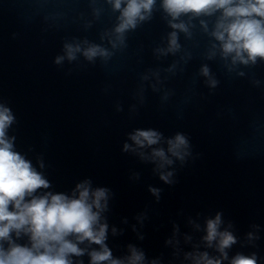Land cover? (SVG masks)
Instances as JSON below:
<instances>
[{
	"label": "water",
	"instance_id": "1",
	"mask_svg": "<svg viewBox=\"0 0 264 264\" xmlns=\"http://www.w3.org/2000/svg\"><path fill=\"white\" fill-rule=\"evenodd\" d=\"M96 7L103 9L98 20L89 0H0V100L16 115L9 134L17 137V150L34 164L37 155L43 156L52 191L69 192L84 178L112 190L108 222L124 230L116 237L109 234L115 256L124 255L133 243L149 259L180 264L165 246L173 223L180 226L182 247L190 250L183 234L198 240L200 233L188 226V218L200 213L203 223L204 217L222 211L240 242L250 225H260L254 247L237 243L229 255L255 252L264 264V63L243 68L246 75L239 77L229 74L219 58L205 59L208 37L198 21L191 40L180 35V53L158 59L153 49L162 46L171 29L157 11L128 33L127 47L107 64H89L81 57L55 65L66 39L101 43L100 33L113 26L118 14L104 0H97ZM87 21H92L89 28ZM185 50L192 57L187 63L180 59ZM173 62H178L174 74L166 72ZM202 64L218 79L215 89L199 76ZM149 69L159 71L160 91L150 86L155 78L142 81ZM253 80H260V86ZM165 92L170 93L166 100ZM117 103L123 111H116ZM135 128H155L166 137L177 131L188 134L193 157L183 166L176 163L174 185L160 181L152 164L121 151L126 134ZM133 173H139L138 180L131 178ZM149 186L162 189L159 202ZM140 213L147 217L142 227L135 219Z\"/></svg>",
	"mask_w": 264,
	"mask_h": 264
},
{
	"label": "clouds",
	"instance_id": "2",
	"mask_svg": "<svg viewBox=\"0 0 264 264\" xmlns=\"http://www.w3.org/2000/svg\"><path fill=\"white\" fill-rule=\"evenodd\" d=\"M104 2L118 15L113 26L100 33L101 43L87 38L66 39L61 53L54 57L55 65L72 64L81 57L89 64L94 65L97 60L107 64L116 52L127 47L128 33L151 21L157 11L171 29L162 39V46L153 49L158 59L180 53V35L191 40L197 28L194 21H198L199 30L208 37L205 59L219 58L229 74L239 77L246 75L243 68L264 63V0ZM89 3L93 19L98 20L103 9L96 7L97 0H89ZM91 25L92 21H87L85 28ZM104 41L108 47L104 46ZM191 58V53L185 50L180 59L187 63ZM177 63L173 62L165 71L174 74ZM198 74L209 89L218 86L219 81L208 64H202ZM151 78H155V83L150 85L152 90L160 91L159 71L149 69L141 77L142 81ZM252 83L259 87L261 81L253 80ZM143 91L141 85L138 93L141 103ZM169 95L165 92L162 99L166 100ZM130 110L135 112V105ZM116 111H123L119 103ZM16 124L13 110L0 100V264H84V257L88 258V264H162L161 257L149 259L143 248L133 243L126 245L124 255L115 256L108 244L109 234L116 237L124 230L108 222L106 214L110 211L112 190L94 186L91 178H84L69 192L52 191V182L43 171L46 168L43 156L37 155L34 164L27 153L17 150V137L9 134ZM126 136L121 151L152 164V171L165 185L176 183V163L183 166L193 157L190 137L181 131L166 137L155 128H135ZM131 178L138 180L139 173H133ZM148 191L159 202L162 189L149 186ZM200 215L197 213L195 219L189 217L187 220L188 226L200 233L198 240L192 234H183V244L190 246V250L182 247L180 226L173 223L165 246L172 249L174 260H179L180 264H259L255 252L247 255L236 252L231 256L229 253L237 243H241V247H254L260 239V225H250L251 230L240 242L233 222H225L222 211L204 217L203 223L199 222ZM146 218L145 213L135 217L141 227ZM123 222L126 224L127 220ZM132 230L138 240L144 239L136 225Z\"/></svg>",
	"mask_w": 264,
	"mask_h": 264
}]
</instances>
